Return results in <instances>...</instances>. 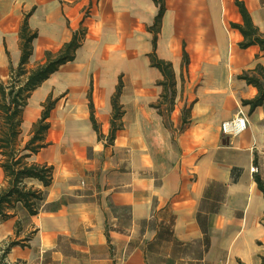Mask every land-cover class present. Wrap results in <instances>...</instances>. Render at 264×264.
<instances>
[{
	"label": "crops",
	"instance_id": "obj_1",
	"mask_svg": "<svg viewBox=\"0 0 264 264\" xmlns=\"http://www.w3.org/2000/svg\"><path fill=\"white\" fill-rule=\"evenodd\" d=\"M240 1L264 34V0ZM164 5L154 49L153 0H0L3 82L19 62L26 15L36 32L28 70L84 31L74 59L24 107L21 126L30 128L53 103L46 145L29 159L51 165L53 177L48 186L26 180L43 193L35 214L13 202L0 219L3 264H264V195L255 181H264V100L243 104L257 89L239 78L264 68V50L239 47L235 0ZM152 51L172 65L171 111L160 103L163 75L150 64ZM119 81L123 113L110 142ZM239 110L245 130L224 136L221 123Z\"/></svg>",
	"mask_w": 264,
	"mask_h": 264
},
{
	"label": "trees",
	"instance_id": "obj_2",
	"mask_svg": "<svg viewBox=\"0 0 264 264\" xmlns=\"http://www.w3.org/2000/svg\"><path fill=\"white\" fill-rule=\"evenodd\" d=\"M153 1L158 6V12L148 30L153 34L152 44L155 49L156 37L160 31L165 5L164 0ZM235 4L238 7L242 21L241 23H231V25L238 29L242 35L239 47L247 48L250 45H258L264 50V34L253 24L244 3L235 0ZM83 35L84 31L81 29L75 32L58 52L55 54L46 52L45 61L28 70L26 64L32 54V41L36 37V32L29 28L27 15L23 19L19 29L21 52L19 62L16 67L10 66V76L6 82L0 80V167L3 170L6 183L0 189V219L8 216L6 209L13 202H21L30 214H35V204L42 199L43 193L32 186H28L26 180L36 179L43 186H48L52 181L53 167L51 165L36 163L29 159L46 145L45 134L49 128L47 118L53 103L50 99L46 100L40 118L32 125L31 137L20 149L17 146V139L21 132L22 113L31 91L62 64L74 59L76 49L80 46ZM149 57L150 64L158 68L163 75V80L159 82L163 87V92L160 94V103H164L169 97L171 104L168 111H171L175 96L172 89L175 84L172 65L170 62L158 58L155 51H152ZM183 61L184 63L188 61L185 50L183 51ZM239 78L257 89V95L253 99L242 100L243 104H248L250 109H254L264 100V68L262 65L256 64L252 69L243 71ZM169 89L171 92H169ZM120 91L121 82L119 81L112 97V120L108 134L110 142L113 141L115 131L119 128V125L115 123V119H119L123 113L118 101ZM182 114L183 119H185L188 109L184 108ZM90 118L98 137L101 136L92 110ZM255 181L264 195V181L259 175H255ZM16 243L14 241L10 245Z\"/></svg>",
	"mask_w": 264,
	"mask_h": 264
},
{
	"label": "built area",
	"instance_id": "obj_3",
	"mask_svg": "<svg viewBox=\"0 0 264 264\" xmlns=\"http://www.w3.org/2000/svg\"><path fill=\"white\" fill-rule=\"evenodd\" d=\"M247 126V117L246 114L239 110L235 117L232 119L223 121L221 123L220 129L221 133L224 136H235L245 130ZM252 170L256 171L257 169L254 167Z\"/></svg>",
	"mask_w": 264,
	"mask_h": 264
},
{
	"label": "rangeland",
	"instance_id": "obj_4",
	"mask_svg": "<svg viewBox=\"0 0 264 264\" xmlns=\"http://www.w3.org/2000/svg\"><path fill=\"white\" fill-rule=\"evenodd\" d=\"M177 96H174V99L176 98ZM173 99V105L174 103H176L177 101H174ZM177 99V98H176ZM170 99L168 97L167 100H165L164 102V109L168 110L169 106H170ZM167 113L169 114V112L167 111ZM166 112L164 113L165 115L167 114ZM32 129L33 127H30V128H26V127H22L21 126V132H20V135L17 139V146L21 149L24 144L29 140V138L31 137V132H32ZM3 261H4V254L3 253H0V264H3Z\"/></svg>",
	"mask_w": 264,
	"mask_h": 264
}]
</instances>
